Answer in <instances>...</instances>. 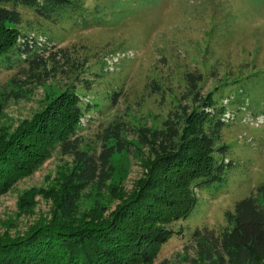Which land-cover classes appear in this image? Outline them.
I'll use <instances>...</instances> for the list:
<instances>
[{
  "label": "rangeland",
  "instance_id": "1",
  "mask_svg": "<svg viewBox=\"0 0 264 264\" xmlns=\"http://www.w3.org/2000/svg\"><path fill=\"white\" fill-rule=\"evenodd\" d=\"M82 6L79 12L97 9L95 17L48 18L16 6L20 32L38 40V50L46 48L47 60L54 53L58 62L53 56L36 72L24 61L0 60V136L74 89L87 107L75 135L82 149L98 151L105 128L113 124L123 126L132 144L111 156L113 169L102 189H84L82 206L96 202L110 211L119 202L115 194L126 198L136 188L152 156L134 138L135 131L161 129L183 104L192 105L190 95L183 99L187 72L204 74L199 88L204 95L216 85L212 75L217 72L222 82L213 95L222 108L220 141L229 145L224 158L229 165L219 183L194 188L196 206L171 224L174 233L155 260L194 264L193 231L224 230L226 212L264 181V0H82ZM117 7L120 12L113 15ZM73 165L72 156L56 148L0 195V236L21 234L49 218L50 189ZM32 187L47 193H36L32 205L20 207L18 200Z\"/></svg>",
  "mask_w": 264,
  "mask_h": 264
},
{
  "label": "trees",
  "instance_id": "2",
  "mask_svg": "<svg viewBox=\"0 0 264 264\" xmlns=\"http://www.w3.org/2000/svg\"><path fill=\"white\" fill-rule=\"evenodd\" d=\"M17 5L32 7L48 18L76 14L84 21L97 11L79 12L82 0H0V60L24 61L36 72L45 69L53 56V63L58 60L54 53L47 60L43 55L46 48L38 50L40 42L20 32ZM119 8L113 9V15ZM212 78L216 85L204 95L199 89L204 74L187 72L183 99L190 95L192 105L183 104L180 113L173 112L161 129L135 131L134 138L147 145L152 156L136 188L126 198L120 192L115 194L119 202L110 211L96 202L82 206L84 189H102L113 169L111 156L129 150L132 144L123 126L113 124L105 128L98 151L82 149L75 135L87 107L83 109L74 89L8 136L1 135L0 195L30 175L56 148L71 155L74 165L61 174L58 187L50 189L53 207L49 218L33 223L21 234L0 236V264H168L165 259L155 260L174 233L171 224L186 218L196 206L194 188L210 181L219 183L229 165L224 162L229 145L220 141L222 108L213 95L222 77L213 72ZM36 193L47 192L32 187L20 197L19 206L32 205ZM226 219L222 231H193V263L264 264V181L254 193L236 201ZM186 252L190 253L187 248Z\"/></svg>",
  "mask_w": 264,
  "mask_h": 264
}]
</instances>
